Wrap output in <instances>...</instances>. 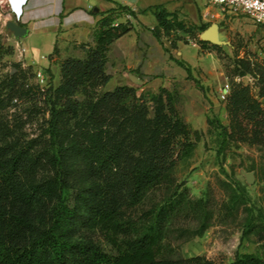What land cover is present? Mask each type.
<instances>
[{
    "label": "trees",
    "instance_id": "16d2710c",
    "mask_svg": "<svg viewBox=\"0 0 264 264\" xmlns=\"http://www.w3.org/2000/svg\"><path fill=\"white\" fill-rule=\"evenodd\" d=\"M117 8L135 15L127 6ZM151 10L157 20L151 31L161 43L162 33L169 28V13L160 5ZM113 13L98 21L94 44L83 46L82 57L68 56L60 62L57 86L52 85L49 68L46 87L29 83L32 67L22 68L19 63L0 82V108L31 96L43 99L48 114L38 139L23 145L6 133L0 145V264H224L202 255L162 254L164 226L172 213L191 204L200 214L194 234L201 235L209 226L210 211L201 199L189 200L186 188L150 210L140 232L124 235L132 228L126 211L179 160L193 153L201 133L175 114L169 95L156 97L150 115L132 86L98 92L111 78L106 72L111 45L133 29L129 21L115 23ZM209 26L204 23L201 29ZM57 52L55 48L49 57ZM173 60L190 72L186 63ZM235 65L239 76L253 77L257 97L264 98V63L238 58ZM247 89L237 85L226 97L230 133L217 119L207 120L220 129L221 152L231 134L264 144V102ZM261 218L258 232L264 237ZM258 227L250 217L245 232ZM83 230H92L95 236L85 237ZM228 264H264V258L238 253Z\"/></svg>",
    "mask_w": 264,
    "mask_h": 264
},
{
    "label": "rangeland",
    "instance_id": "374dc122",
    "mask_svg": "<svg viewBox=\"0 0 264 264\" xmlns=\"http://www.w3.org/2000/svg\"><path fill=\"white\" fill-rule=\"evenodd\" d=\"M196 4L201 11L207 9L206 0H196ZM212 13L214 17L208 16L205 22L202 14L193 8L171 9L169 28L162 33L161 43L157 39L155 42L147 25L137 24L139 32L122 36L111 45L106 64V72L111 78L98 92L113 90L118 85L132 86L148 105L150 115L156 97L169 95L175 114L201 133L193 153L179 160L160 183L148 187L139 203L126 211L125 218L132 222V228L124 235L134 236L140 232L150 210L161 205L175 191L186 188L184 194L189 200L201 199L210 211L209 226L201 235L194 234L200 224V214L191 204L187 209L172 213L164 226L162 254L171 258L202 255L217 263L228 264L238 253H253L264 258V237L258 232L262 228L261 216H264V144L242 141L231 134L221 152L220 129L207 120L217 119L231 132L232 117L226 97L237 85L248 87L249 95L264 102V98L256 95L258 88L253 77L239 76L235 65L238 58L262 61L264 26L257 25L244 14L222 15L218 7H212ZM151 20L156 21L154 17L143 19L146 24ZM6 21L0 7V82L14 73L15 64L19 63L22 68L31 66L32 73L40 70L45 75L41 83L36 74L30 73L29 83L46 87L50 79L46 69L49 68L53 74L52 85L57 86L60 62L64 58L57 52L48 57V66L32 64L21 40L6 28ZM123 21L131 22V19ZM204 23L218 24V38L228 41L229 45L202 40ZM87 44L93 45L94 40ZM79 46V52L84 54V44ZM121 48H127L126 54L120 51ZM173 59L186 63L190 72ZM132 76L139 80H133ZM46 117L42 98L30 96L3 103L0 145L6 139V133H9L8 139L14 134L23 145L38 139ZM247 173L253 174V181H247ZM250 217L259 227L245 232V223ZM82 232L85 237L95 236L92 230Z\"/></svg>",
    "mask_w": 264,
    "mask_h": 264
},
{
    "label": "crops",
    "instance_id": "0c3cea01",
    "mask_svg": "<svg viewBox=\"0 0 264 264\" xmlns=\"http://www.w3.org/2000/svg\"><path fill=\"white\" fill-rule=\"evenodd\" d=\"M119 5L129 7L135 15L118 9ZM158 5L168 13L171 9L184 10L186 7L200 14L204 12L197 6L196 0H0L7 21H16L27 28V34L20 40L32 64L41 66L50 64L48 57L55 48L62 58L82 57L84 54L79 52V45L88 47L87 43L94 39L93 32L98 21L110 11H114L115 22L131 19L133 29L128 34L139 32L137 24H145L151 29L157 20L146 24L143 19L155 18L151 9ZM135 25L137 27L134 28ZM151 36L156 42L155 36ZM120 51L126 54L127 48H121Z\"/></svg>",
    "mask_w": 264,
    "mask_h": 264
},
{
    "label": "built area",
    "instance_id": "2783aa9c",
    "mask_svg": "<svg viewBox=\"0 0 264 264\" xmlns=\"http://www.w3.org/2000/svg\"><path fill=\"white\" fill-rule=\"evenodd\" d=\"M207 9L203 12L202 17L208 20L214 17L212 7H218L221 14H244L249 17L257 25L264 26V0H206ZM262 61L264 63V49L262 51ZM36 78L43 83L45 75L40 71H36Z\"/></svg>",
    "mask_w": 264,
    "mask_h": 264
},
{
    "label": "water",
    "instance_id": "95a60500",
    "mask_svg": "<svg viewBox=\"0 0 264 264\" xmlns=\"http://www.w3.org/2000/svg\"><path fill=\"white\" fill-rule=\"evenodd\" d=\"M6 28L10 30L13 33L14 37L18 39L24 37L27 34V28H25L24 26L13 20L7 21ZM218 30H219L218 24L213 23L201 33L200 37L202 40L211 42L213 44L229 45L228 41L220 40L218 38ZM132 79L139 80L134 76H132ZM246 179L249 182L253 181V174L247 173Z\"/></svg>",
    "mask_w": 264,
    "mask_h": 264
}]
</instances>
